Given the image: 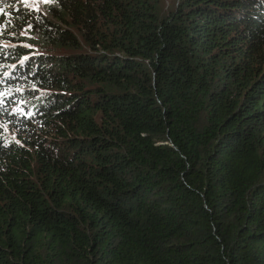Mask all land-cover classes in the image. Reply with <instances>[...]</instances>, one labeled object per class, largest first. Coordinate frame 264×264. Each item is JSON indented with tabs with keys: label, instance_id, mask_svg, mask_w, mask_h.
<instances>
[{
	"label": "trees",
	"instance_id": "16d2710c",
	"mask_svg": "<svg viewBox=\"0 0 264 264\" xmlns=\"http://www.w3.org/2000/svg\"><path fill=\"white\" fill-rule=\"evenodd\" d=\"M159 4L0 0V264H264V0Z\"/></svg>",
	"mask_w": 264,
	"mask_h": 264
},
{
	"label": "rangeland",
	"instance_id": "374dc122",
	"mask_svg": "<svg viewBox=\"0 0 264 264\" xmlns=\"http://www.w3.org/2000/svg\"><path fill=\"white\" fill-rule=\"evenodd\" d=\"M181 0H160L159 4V10L163 15H166L173 10L177 8V6L180 4ZM18 4L23 5V7L28 8L29 10H33L37 13H46V5L50 3V0H15ZM23 36L27 39V41H24L25 45L29 47L31 50H34L33 52L36 54H58L59 52L63 51V48H55L50 44V42L47 40H42L41 36L38 34H34L33 32H30L29 29H25L21 32ZM44 44L42 46L41 44ZM36 82L30 81V85H35ZM38 91L43 90L42 88H38ZM4 123V122H2ZM15 126L17 127V124L13 123L9 125L8 123L5 125H2L3 131L8 134L7 136L10 138H16L15 133ZM21 128V127H20Z\"/></svg>",
	"mask_w": 264,
	"mask_h": 264
}]
</instances>
